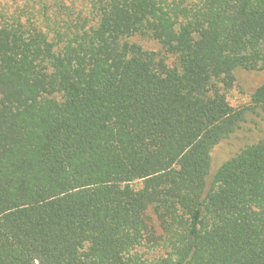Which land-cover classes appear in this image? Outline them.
<instances>
[{
    "label": "trees",
    "instance_id": "obj_1",
    "mask_svg": "<svg viewBox=\"0 0 264 264\" xmlns=\"http://www.w3.org/2000/svg\"><path fill=\"white\" fill-rule=\"evenodd\" d=\"M263 69L264 0H0V264H264Z\"/></svg>",
    "mask_w": 264,
    "mask_h": 264
},
{
    "label": "rangeland",
    "instance_id": "obj_2",
    "mask_svg": "<svg viewBox=\"0 0 264 264\" xmlns=\"http://www.w3.org/2000/svg\"><path fill=\"white\" fill-rule=\"evenodd\" d=\"M137 41L148 50H158L159 46L152 40L138 38ZM235 85L227 98L232 106L240 107L249 103L251 93L259 86H264V69L247 72L236 70ZM264 136V115L248 113L240 127L228 138L221 140L211 150V165L214 170L223 161L234 155L246 143Z\"/></svg>",
    "mask_w": 264,
    "mask_h": 264
}]
</instances>
